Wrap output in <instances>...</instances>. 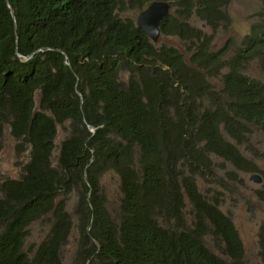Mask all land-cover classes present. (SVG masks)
Segmentation results:
<instances>
[{"label":"trees","instance_id":"obj_1","mask_svg":"<svg viewBox=\"0 0 264 264\" xmlns=\"http://www.w3.org/2000/svg\"><path fill=\"white\" fill-rule=\"evenodd\" d=\"M153 1L0 0V144L8 127L20 160L0 181V264H63L74 230V264H246L197 180H217L215 159L253 172L238 146L264 131V82L248 73L264 71V6L238 46L214 47L228 0H162L161 34L182 51L119 14ZM258 245L264 264V227Z\"/></svg>","mask_w":264,"mask_h":264},{"label":"rangeland","instance_id":"obj_2","mask_svg":"<svg viewBox=\"0 0 264 264\" xmlns=\"http://www.w3.org/2000/svg\"><path fill=\"white\" fill-rule=\"evenodd\" d=\"M123 1L126 3L128 0ZM263 6L264 0H228L225 11L230 24L226 30L220 28L215 33L213 46L221 47L227 42H231L234 48L238 46L241 39L249 32L250 26L257 22L256 13ZM142 11L126 9L120 10L119 14L123 18H132L137 21ZM173 11L171 7V13ZM207 32L211 33L210 30ZM159 43L174 46L182 51L184 49L182 42L177 38L161 36ZM248 73L251 77L264 82V71L256 63L251 64ZM249 129L247 140L238 148L242 155L254 164L253 172L234 168L222 159H215V162L219 164L216 168L217 180L204 182L198 179L197 184L202 193L208 196H218L221 211L230 216L242 238L246 264H263L258 255V239L259 232L264 227V131L255 125H250ZM65 136L66 134L60 130L58 141ZM15 145L16 142L7 127L0 144V181L3 178L20 175V160L16 157ZM227 172L232 173L231 179L226 175ZM253 175L256 178L251 179ZM102 183L107 188L109 198L115 200L116 182L113 176L107 175ZM46 226V223L39 222L31 227V234L25 245L26 250H29L33 243L41 241L43 237L41 228H46ZM77 249L78 233L74 230L68 243L61 250L63 264L75 263Z\"/></svg>","mask_w":264,"mask_h":264},{"label":"water","instance_id":"obj_3","mask_svg":"<svg viewBox=\"0 0 264 264\" xmlns=\"http://www.w3.org/2000/svg\"><path fill=\"white\" fill-rule=\"evenodd\" d=\"M10 4V0H8ZM12 10V15L15 18L14 10ZM171 13V5L167 1L156 0L149 4L138 16L137 26L141 28L148 38L154 44H158L161 40V25L165 18ZM15 31L17 33V26H15ZM22 59H29V57H23L19 55ZM69 65V63H67ZM82 99V98H81ZM95 132V129L91 127ZM256 178L255 175L251 179ZM259 182V181H255ZM97 244V243H96Z\"/></svg>","mask_w":264,"mask_h":264}]
</instances>
